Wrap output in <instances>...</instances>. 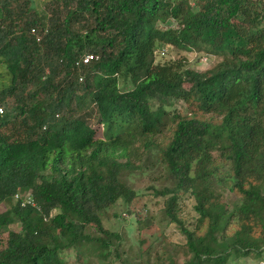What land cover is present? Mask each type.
Returning <instances> with one entry per match:
<instances>
[{
    "label": "trees",
    "instance_id": "16d2710c",
    "mask_svg": "<svg viewBox=\"0 0 264 264\" xmlns=\"http://www.w3.org/2000/svg\"><path fill=\"white\" fill-rule=\"evenodd\" d=\"M263 18V0H0V264H179L142 258L148 248L128 261L121 233L101 224L148 172L182 235L181 264L262 256ZM170 45L219 60L154 63ZM88 120L116 132L95 138Z\"/></svg>",
    "mask_w": 264,
    "mask_h": 264
},
{
    "label": "rangeland",
    "instance_id": "374dc122",
    "mask_svg": "<svg viewBox=\"0 0 264 264\" xmlns=\"http://www.w3.org/2000/svg\"><path fill=\"white\" fill-rule=\"evenodd\" d=\"M39 1V0H36ZM46 0H41L45 2ZM195 0H188L189 4H193ZM41 8L44 6L41 5ZM173 25L174 27V23ZM261 25L264 26V18ZM158 27H170L168 21ZM164 47V46H163ZM162 51L161 47L157 48L153 53V62L163 64L169 61H181L187 67L195 70H204L219 60L217 56H210L195 51H184L173 46H168ZM162 52V53H161ZM4 69V67H0ZM171 112L182 114L185 110L184 105L179 101H173L170 109ZM91 128L94 130V137L104 139L106 136L113 135L116 132L115 127H103L98 124L96 120H88ZM153 173H143L133 175L130 179L129 185L136 191V196L124 209L120 202L110 206L105 210L101 216V224L104 228L110 230H118L122 237L121 249L126 252L123 257L128 261L135 262L131 254L137 252L138 249H147L143 253L142 258L148 257L150 262H153L156 257H161L164 260L171 257L174 261L181 264L186 258L185 249L182 246V235L178 231L174 223L168 222L162 214L163 198L154 196L152 187L160 188L162 181L154 179L156 177ZM224 200L228 201L230 196L223 190L222 196ZM194 204L193 198L188 194L180 195L177 200V212L179 217L184 218L185 222L194 218L195 212L192 208ZM2 206L0 207L1 210ZM131 213H129V211ZM139 219V222L135 218ZM11 228H16V224L10 225ZM141 240V242H139ZM128 250H131L128 252ZM128 252V254H127ZM72 260V256L68 257ZM86 264H118V261L109 258L98 259L96 256H90L84 262ZM227 264H264V254L256 259L248 257H237L227 262Z\"/></svg>",
    "mask_w": 264,
    "mask_h": 264
},
{
    "label": "built area",
    "instance_id": "2783aa9c",
    "mask_svg": "<svg viewBox=\"0 0 264 264\" xmlns=\"http://www.w3.org/2000/svg\"><path fill=\"white\" fill-rule=\"evenodd\" d=\"M264 1V0H263ZM31 32H33V30L31 29ZM39 35L38 34H35V40L36 41H38L39 40ZM162 51H164L163 49H162ZM162 53V52H161ZM97 56L96 55H90V54H85V55H83V56H81V58H80V61H81V63L82 64H86L87 62H89L90 61V59H94V58H96ZM80 79V78H79ZM2 112V107L0 106V113ZM16 196V195H15ZM24 203H29V204H33V202H32V199H31V197L28 195V194H25L24 195V198H23V200L20 202V205L22 206Z\"/></svg>",
    "mask_w": 264,
    "mask_h": 264
},
{
    "label": "clouds",
    "instance_id": "9594fccd",
    "mask_svg": "<svg viewBox=\"0 0 264 264\" xmlns=\"http://www.w3.org/2000/svg\"><path fill=\"white\" fill-rule=\"evenodd\" d=\"M35 35V34H34ZM2 107V106H1ZM2 109H3V107H2Z\"/></svg>",
    "mask_w": 264,
    "mask_h": 264
}]
</instances>
